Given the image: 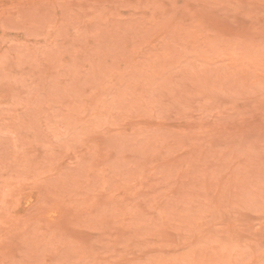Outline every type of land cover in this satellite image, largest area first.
Here are the masks:
<instances>
[{
	"label": "rangeland",
	"instance_id": "obj_1",
	"mask_svg": "<svg viewBox=\"0 0 264 264\" xmlns=\"http://www.w3.org/2000/svg\"><path fill=\"white\" fill-rule=\"evenodd\" d=\"M0 264H264V0H0Z\"/></svg>",
	"mask_w": 264,
	"mask_h": 264
}]
</instances>
